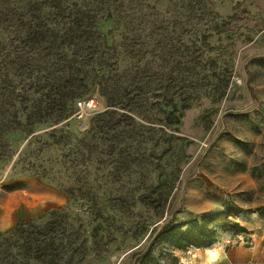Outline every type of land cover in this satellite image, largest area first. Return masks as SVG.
<instances>
[{
  "label": "rangeland",
  "instance_id": "374dc122",
  "mask_svg": "<svg viewBox=\"0 0 264 264\" xmlns=\"http://www.w3.org/2000/svg\"><path fill=\"white\" fill-rule=\"evenodd\" d=\"M261 20L248 0H0L2 229L20 206L64 197L72 218L97 220L82 264H134L173 215L256 213L264 59L247 45ZM69 86L96 109L53 123L50 101ZM72 187L87 200L72 203ZM211 227L212 246L160 242L148 264L220 259L208 249L229 250L237 232Z\"/></svg>",
  "mask_w": 264,
  "mask_h": 264
},
{
  "label": "trees",
  "instance_id": "16d2710c",
  "mask_svg": "<svg viewBox=\"0 0 264 264\" xmlns=\"http://www.w3.org/2000/svg\"><path fill=\"white\" fill-rule=\"evenodd\" d=\"M67 30L73 33L71 28ZM68 35L69 32L65 37ZM81 96L82 93L78 89L64 87L57 98L50 101L56 114L53 123L68 119ZM254 100L257 102L255 97ZM34 175L43 178L37 173ZM82 190L72 187L64 192L72 203L85 202L87 199ZM180 211L181 209L176 214ZM80 213L88 217L87 226L81 215L72 218V212L68 207H61L48 212L42 219L21 221L11 230L0 233V264H82L87 258L89 239L94 240L95 244L99 232L97 227L91 229L97 222L93 214L84 209L80 210ZM257 213L264 218V206ZM229 218L226 213H220L175 226L176 215H173L160 228L148 248L136 257L134 264H148L154 248L160 242H165L179 251L212 246L217 242L216 231L211 227L215 222H224L225 228L230 227L237 233L245 232L238 223L229 221ZM185 227L188 229L182 231ZM173 261L177 263L178 259L173 257Z\"/></svg>",
  "mask_w": 264,
  "mask_h": 264
},
{
  "label": "crops",
  "instance_id": "0c3cea01",
  "mask_svg": "<svg viewBox=\"0 0 264 264\" xmlns=\"http://www.w3.org/2000/svg\"><path fill=\"white\" fill-rule=\"evenodd\" d=\"M248 2L253 4L255 12L262 19V24L261 28L256 30L254 39L247 45V49L254 51L251 55L264 59V0H248ZM65 203L66 199L64 197H57L54 200L45 201L34 208L20 206L9 219L4 220L3 229L1 219L0 233L11 230L21 221L32 220L46 215L54 209L61 208ZM238 224L245 232H239L236 234L234 240H229L230 243H233L230 249L225 250V245L223 244L224 249L222 248L221 254L218 246V256L220 254V259L209 263L202 261L198 262V264H243L246 262L264 264V218L256 212L238 221ZM210 258L213 259L211 256Z\"/></svg>",
  "mask_w": 264,
  "mask_h": 264
},
{
  "label": "built area",
  "instance_id": "2783aa9c",
  "mask_svg": "<svg viewBox=\"0 0 264 264\" xmlns=\"http://www.w3.org/2000/svg\"><path fill=\"white\" fill-rule=\"evenodd\" d=\"M95 103L96 102L94 100H91V99H86V100L79 101L77 103L78 116L79 117L83 116L85 111L96 109V104ZM243 264H255V263L246 262V263H243Z\"/></svg>",
  "mask_w": 264,
  "mask_h": 264
},
{
  "label": "bare ground",
  "instance_id": "6f19581e",
  "mask_svg": "<svg viewBox=\"0 0 264 264\" xmlns=\"http://www.w3.org/2000/svg\"><path fill=\"white\" fill-rule=\"evenodd\" d=\"M208 250H209V254H210V256H211L212 258L217 257L218 252H216V248L213 249L212 247H210Z\"/></svg>",
  "mask_w": 264,
  "mask_h": 264
}]
</instances>
